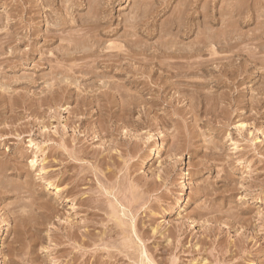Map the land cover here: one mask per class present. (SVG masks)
<instances>
[{"label":"rangeland","instance_id":"1","mask_svg":"<svg viewBox=\"0 0 264 264\" xmlns=\"http://www.w3.org/2000/svg\"><path fill=\"white\" fill-rule=\"evenodd\" d=\"M263 57L264 0H0V264H264Z\"/></svg>","mask_w":264,"mask_h":264},{"label":"bare ground","instance_id":"2","mask_svg":"<svg viewBox=\"0 0 264 264\" xmlns=\"http://www.w3.org/2000/svg\"><path fill=\"white\" fill-rule=\"evenodd\" d=\"M233 8H234V7H233ZM136 15H137V14H136ZM203 16H204V15H203ZM258 16H259V15H258ZM226 17H227V16H226ZM86 21H87V20H86ZM214 21H215V20H214ZM179 23H180V22H179ZM145 24H146V23H145ZM94 25H95V24H94ZM148 28H149V27H148ZM92 37H93V36H92ZM133 37H134V36H133ZM135 37H136V36H135ZM208 39H209V38H208ZM214 39H215V38H214ZM93 41H94V40H93ZM209 41H210V40H209ZM215 41H216V40H215ZM217 41H218V40H217ZM202 43H203V42H202ZM94 46H95V45H94ZM94 46H93V47H94ZM119 48H120V47H119ZM166 48H167V47H166ZM171 48H172V47H171ZM94 49H95V48H94ZM162 50H163V49H162ZM167 50H168V49H167ZM173 51H174V50H173ZM191 51H192V50H191ZM191 51H190V52H191ZM86 52H87V51H86ZM83 53H84V52H83ZM255 53H256V52H255ZM186 55H187V54H186ZM214 55H215V54H213V56H214ZM261 55H262V54H261ZM261 55H260V56H261ZM69 57H70V56H69ZM219 57H220V56H219ZM256 57H257V56H256ZM229 58H230V57H229ZM263 58H264V57H263ZM141 59H142V58H141ZM206 59H207V58H206ZM225 59H226V58H225ZM227 59H228V58H227ZM254 59H255V58H254ZM220 60H221V59H220ZM170 61H171V60H170ZM186 61H187V60H186ZM226 61H227V60H226ZM167 64H168V63H167ZM177 64H178V63H177ZM202 64H204V63H202ZM206 64H207V62H206ZM161 65H162V64H161ZM168 65H170V64H168ZM179 65H180V64H179ZM179 65H178V66H179ZM199 65H200V64H199ZM170 66H171V65H170ZM173 68H175V67H173ZM260 70H261V69H260ZM175 71H176V70H175ZM170 80H171V79H170ZM203 81H204V80H203ZM122 89H123V88H122ZM234 91H235V90H234ZM118 94H119V92H118ZM118 94H117V95H118ZM259 94H260V93H259ZM132 96H133V95H132ZM254 96H255V95H254ZM138 99H139V98H138ZM118 103H119V102H118ZM122 128H123V127H122ZM96 135H97V134H96ZM103 136H104V135H103ZM22 211H23V210H22ZM29 212H30V211H29ZM20 213H23V212H20ZM25 213H27V212H25ZM25 213H24V214H25ZM20 216H21V215H20ZM133 233H134V232H133ZM137 240H138V239H137ZM24 257H25V256H24ZM28 259H29V258H28ZM20 263H21V262H20ZM150 263H151V262H150ZM151 264H152V263H151Z\"/></svg>","mask_w":264,"mask_h":264}]
</instances>
